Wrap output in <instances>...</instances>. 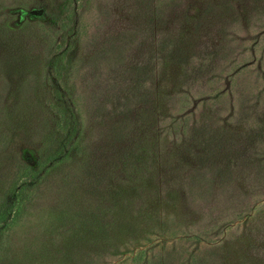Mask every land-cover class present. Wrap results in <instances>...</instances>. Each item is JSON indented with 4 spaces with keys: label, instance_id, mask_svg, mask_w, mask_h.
I'll return each mask as SVG.
<instances>
[{
    "label": "rangeland",
    "instance_id": "374dc122",
    "mask_svg": "<svg viewBox=\"0 0 264 264\" xmlns=\"http://www.w3.org/2000/svg\"><path fill=\"white\" fill-rule=\"evenodd\" d=\"M0 264H264V0H0Z\"/></svg>",
    "mask_w": 264,
    "mask_h": 264
},
{
    "label": "water",
    "instance_id": "95a60500",
    "mask_svg": "<svg viewBox=\"0 0 264 264\" xmlns=\"http://www.w3.org/2000/svg\"><path fill=\"white\" fill-rule=\"evenodd\" d=\"M39 13H41L40 10L39 11H36V10L32 11V15H36V14H39Z\"/></svg>",
    "mask_w": 264,
    "mask_h": 264
}]
</instances>
